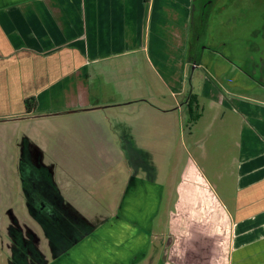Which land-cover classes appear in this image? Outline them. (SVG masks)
<instances>
[{"label":"crops","instance_id":"1","mask_svg":"<svg viewBox=\"0 0 264 264\" xmlns=\"http://www.w3.org/2000/svg\"><path fill=\"white\" fill-rule=\"evenodd\" d=\"M203 1L0 0L1 131L10 123L34 124L40 118L34 116L41 101L56 98L45 111L63 114L82 109L101 119V112L129 114L122 115L124 135L110 131L108 116L106 122H87L93 129L87 132L92 133L93 152L101 159V151L108 150L115 167H94L89 173L85 165V174L67 165L63 183L52 176L47 179L44 166L30 163L29 169H37L36 175L54 192L51 228L64 245L58 248L55 239V252L45 264H218L222 257L225 263L220 264H264V89L248 90V82L254 81L236 72L233 81L245 88L225 92L229 97L217 105L211 88L215 83L197 68L194 30ZM170 12L176 14L174 26L169 25ZM153 60L162 72L165 63L177 64L178 75H164L166 82ZM148 72L165 81L166 96L176 108L152 102L156 96L164 100L165 94L154 90L153 83L143 85ZM194 78L199 89L208 88L197 96L212 99L213 118L203 121V110L197 121L198 129L207 126L195 146L201 166L197 162L179 170L172 180L176 188L164 203L174 153L170 147L176 144L177 127L183 128L180 114L191 95L186 82ZM91 80L101 83V96ZM107 80H116L112 90L116 97L109 101L103 93ZM30 97L37 106L26 113L25 100ZM122 135L138 146L128 153L132 160L139 159L133 168L126 165L128 155L120 148ZM157 143L164 146H154ZM100 179L107 187L96 197ZM81 195L93 199L89 201L98 209L93 215L98 226L68 245L70 225L86 222L76 214L75 202ZM60 200L76 223H68V216L58 217ZM102 204L112 210L100 214ZM163 208L165 228L158 221ZM58 222L63 225L60 229L55 226Z\"/></svg>","mask_w":264,"mask_h":264},{"label":"rangeland","instance_id":"2","mask_svg":"<svg viewBox=\"0 0 264 264\" xmlns=\"http://www.w3.org/2000/svg\"><path fill=\"white\" fill-rule=\"evenodd\" d=\"M198 4L199 2H197V6ZM215 7L216 9L220 7V11L215 13L213 18L212 15L214 13L211 14L208 22V24L211 22L213 32L210 33L208 30L207 34L205 33L206 36H204L203 33L198 45L201 49H205L204 51L207 53V57H211V53L208 52L210 46H213V49L217 51V55L215 56L216 58L212 57L211 61L204 63L205 65H203V68L198 69V71L201 75L214 76V79L207 78L215 83V85L213 84L215 89H213L212 85L211 88L212 92H215L216 101L218 102L217 105H220L224 102V97H229L226 94L227 92H237V90L240 91L242 88H245V85L237 86L236 82L233 81L234 79L236 80L235 73L239 70L247 72L250 76H245L254 81L248 82V84L250 83L248 90H254L256 87L258 89H264V0H218ZM173 10L177 12L176 8ZM211 10L212 8L206 11L208 15H210ZM170 14L169 25L173 24L174 26L176 20L174 15L176 14L171 12ZM227 27H232L234 36L236 37L237 33V35L241 37L240 39L244 40L243 44L238 45L235 44V42L233 45H230L229 43L226 44ZM172 30L173 29H171L170 26L168 33L171 35L173 32ZM194 34L195 38H197L196 30H194ZM235 37L234 40H236ZM166 52L170 57V49H167ZM227 61L228 64L226 63ZM229 63L232 66H230ZM153 64L163 77L164 75L168 76V74H172V76L175 74L178 75L176 72L178 65L175 63V60H173V64H176L174 65L175 67L170 63H165L163 65L165 72H162L155 61ZM147 74L148 77H144L147 78V80H142L143 85L147 82V85L149 83L152 87L153 83L154 90H161V92L165 94L164 100L161 97L158 98L156 96L158 102L155 100L152 102L157 104L160 103V101H163V103H168L169 108H176L175 104L172 102L173 100L171 96L169 94V96H166L167 90L165 89L163 82H168V80L164 77V81L159 74L157 76L153 73L149 74V72ZM198 75L199 74L197 73V76ZM105 82L106 87L103 93L106 95V100L109 101V99L111 100L116 97L113 95L115 93L112 91L116 88V80H107ZM91 83L93 89H98L96 94L101 96L98 94L101 83L96 80H91ZM186 88L188 91L187 95L195 94L196 96L203 95L205 91L208 90L207 87L199 89L197 86V79L195 78L192 79L191 83L187 80ZM190 88L192 93L189 92ZM119 95L122 96L121 94ZM261 96L264 101V95ZM198 100L199 113H202L204 110L206 116L203 121L209 122L213 118L212 105H214V103L212 99L205 100L202 97L198 98ZM56 102L57 98L53 102L45 100L41 101V106L35 113L38 115L34 116H39L40 118L30 126L23 123L21 124V127H16V124L7 123L8 125L5 126L3 131H1L2 126L0 125V140L2 138L5 139L3 142L0 141V264H45L48 260H51L50 257L55 252V239L58 248L62 249L64 246L62 245L63 240L55 236L54 240L52 237H48V233L46 234L45 229H43L30 216L28 206L30 207L35 200L32 192L29 191L31 186V176H29L30 166H44L47 169L44 171L47 179L52 176V179H56L57 182L63 183L64 180H66L64 174L67 165L73 166L75 169H78L79 172L83 171L87 166L90 168L89 173H93L94 167L97 170L100 167L103 169H109L112 164H114V167L117 166L116 161L108 156V150L101 151V159H98L99 157L95 155L92 147L94 141L91 140L92 133H87L88 131H93V129L87 126V122L97 123L102 120L106 122V119L104 118L108 116L112 121V127L110 126L109 128L110 131L122 132L124 130L122 123L126 121V117H123L122 115L129 114L124 113L120 115L119 113H115V111L101 112L100 114L103 117V119H101L94 114H90L91 112H83L82 109H80V111L69 110V113L63 114L60 112L53 113L45 111L50 107L49 105H55ZM186 109L187 108L183 107L179 119V123H181L183 128L177 127L175 132L176 144L173 145L175 147H170L171 152L174 153L170 161L171 168L169 183H167L163 195L164 203L170 200L173 190L176 188L173 181L177 179L179 170L182 168H192L197 162L200 165V162L202 161L197 160L200 159L201 156L197 158V150L195 146L199 139L198 136L205 131L207 126L198 129L197 122H191V117ZM203 125L204 124H202V126ZM190 129L192 133L191 136H189ZM86 134L89 140L86 138ZM122 134L124 135L125 133L122 132ZM123 135L120 138V148L124 154L128 155L131 149H136L138 146L135 143H132L130 137ZM156 145L164 146L163 143H157L154 146ZM66 154L68 155L66 156ZM209 156L207 158L212 160V156ZM102 157L108 160L105 161ZM136 160L139 161V159L132 160L130 155H128L125 162L128 167L133 168V166L137 164ZM98 161L100 162V165ZM120 164H122L121 168L125 167L124 161H121L119 165ZM56 165H58L59 168H57ZM163 166L164 164H162L159 169H164ZM151 167L154 168L152 165ZM207 169L208 167L206 170ZM193 170L197 173L196 168H193ZM84 173L87 174L88 172ZM96 173H98V171ZM107 173L108 171H106V174ZM37 178L39 180L41 179V177L38 176ZM103 180L100 179L99 181V184H101L102 187L95 192L98 193L96 194V197L100 196L99 194H102L103 192L105 193L107 186L106 182L104 183ZM221 197L223 196L221 195ZM111 199L112 198L110 197L107 201L110 202ZM76 200H78L75 202L78 211L76 214L80 220H86V222H84V226L79 225L76 227V224L70 225L73 231L72 233H67V238H65L68 245L72 243L74 238L77 239L81 236L83 232H89L98 226L95 217H93L94 212H97L98 209H96V206L89 201L93 199L87 201L85 197L81 195L80 198L78 197ZM103 202L104 200L100 201V203ZM105 207H103L102 204L100 207L101 209H99L98 212L103 214L104 212L107 213L112 210ZM57 210L59 218L68 216V223H76L74 216L71 218L70 212H68V206L61 202V200L60 202L58 201ZM9 211H12L17 217V220L20 221L19 226L25 235L21 243V248H19L18 244L14 243L13 240L15 237L12 236V232H15V229L12 228L17 226V223L12 224L10 216L8 215ZM48 213L50 214L49 210ZM166 215L165 208L161 209L158 221L163 222L166 220ZM55 226H57L58 229L63 227L59 222L56 223ZM62 235L63 234L59 236L62 237ZM32 238L34 240H32ZM218 258H220V256H218ZM222 258L219 259L218 264L222 262L225 263V260ZM197 262L202 261L197 259Z\"/></svg>","mask_w":264,"mask_h":264},{"label":"flooded vegetation","instance_id":"3","mask_svg":"<svg viewBox=\"0 0 264 264\" xmlns=\"http://www.w3.org/2000/svg\"><path fill=\"white\" fill-rule=\"evenodd\" d=\"M218 0H204L203 1V5L200 13H199V18H198V24H197V68H203V65H205L204 63H207L208 61L212 60V57H215L217 55V51H215L213 49V46H210L209 51L210 54V58L207 57V53L204 51L205 49H201L200 46L198 45L201 38H202V34L204 33V36H206L207 31L209 30L210 33H212V26H211V22L208 24L209 22V18L212 15H215V13H218L220 11V7H218V9H216L215 4ZM210 8H212L210 15L207 14V10H210ZM212 21V19H211ZM228 30H226V44H230L233 45L234 42L235 44L241 45L243 44L244 40L240 39L241 37H239V35H237L236 33V37L233 34V29L232 27H227ZM206 33V34H205ZM212 35V34H211ZM234 37L236 38V40H234ZM247 42V41H246ZM216 58V57H215ZM228 64V61L226 62ZM231 63V62H230ZM229 63V65H230ZM232 66V65H230ZM238 72L240 73H244L249 75L247 72H244L242 70H239ZM250 76V75H249ZM208 78H212L214 79L213 75H207ZM35 170L37 171V169H33V170H29L30 174L29 176H31V186H30V190L33 194V197H35L34 202L32 203V205H30L29 208V212H30V216L33 220H35L43 229L44 226L42 224V218H45L46 221V234L48 233V237H52V239L54 240V234L52 232V228H51V224L53 221V217H54V213H53V204L55 203V195L54 192L51 190L50 185L48 183L43 182L42 178L39 180L37 178V175L35 173ZM39 180V181H38ZM33 181V183H32ZM48 210L50 212V214L48 213ZM8 215L10 216V221L12 222V224H16L17 226H14L15 232H12V236L15 237L14 243H17L19 248H21V243L23 240V237L25 236L22 232L21 227L19 226L20 221L17 220V217L13 214V212L9 211ZM18 221V222H17ZM31 240V238H30ZM32 240H34L32 238ZM55 242V240H54Z\"/></svg>","mask_w":264,"mask_h":264},{"label":"trees","instance_id":"4","mask_svg":"<svg viewBox=\"0 0 264 264\" xmlns=\"http://www.w3.org/2000/svg\"><path fill=\"white\" fill-rule=\"evenodd\" d=\"M36 106L37 102L34 97H30L25 100L26 113H30L35 110ZM183 107L187 108L186 110L188 111V114L191 117L192 123L197 122L201 118L202 113H199V100L198 96H196L195 94H191L186 98V101L183 102ZM44 229H46V226L44 227Z\"/></svg>","mask_w":264,"mask_h":264}]
</instances>
